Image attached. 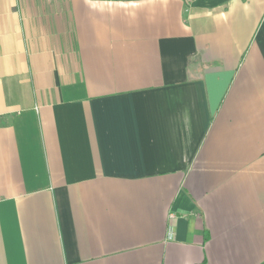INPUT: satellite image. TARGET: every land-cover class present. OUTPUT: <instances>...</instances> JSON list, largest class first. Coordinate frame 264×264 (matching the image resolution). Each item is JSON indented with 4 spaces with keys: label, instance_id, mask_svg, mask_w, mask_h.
Wrapping results in <instances>:
<instances>
[{
    "label": "crops",
    "instance_id": "crops-1",
    "mask_svg": "<svg viewBox=\"0 0 264 264\" xmlns=\"http://www.w3.org/2000/svg\"><path fill=\"white\" fill-rule=\"evenodd\" d=\"M0 264H264V0H0Z\"/></svg>",
    "mask_w": 264,
    "mask_h": 264
}]
</instances>
